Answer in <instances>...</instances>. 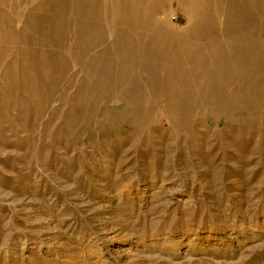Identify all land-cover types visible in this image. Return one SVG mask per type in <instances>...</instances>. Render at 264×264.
Here are the masks:
<instances>
[{
	"label": "rangeland",
	"instance_id": "374dc122",
	"mask_svg": "<svg viewBox=\"0 0 264 264\" xmlns=\"http://www.w3.org/2000/svg\"><path fill=\"white\" fill-rule=\"evenodd\" d=\"M0 264H264V0H0Z\"/></svg>",
	"mask_w": 264,
	"mask_h": 264
}]
</instances>
